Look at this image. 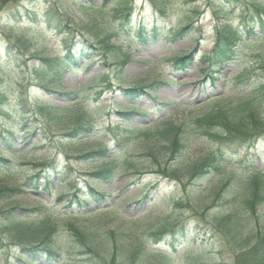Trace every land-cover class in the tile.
Masks as SVG:
<instances>
[{
    "label": "rangeland",
    "instance_id": "374dc122",
    "mask_svg": "<svg viewBox=\"0 0 264 264\" xmlns=\"http://www.w3.org/2000/svg\"><path fill=\"white\" fill-rule=\"evenodd\" d=\"M135 1L137 10L132 14L130 22L135 33L141 26L149 31L153 24L149 19L151 18L157 21L162 33L173 35L176 27L185 24L181 20L184 14L190 15L191 20H194L195 31L176 42L172 41V38L162 36L150 41L147 46H138L130 43V40H134L135 33L114 36V25L110 24L109 17L117 14L118 9L112 5L102 9L100 0L93 3V9L85 8L81 3L84 0H7L5 4L0 3V111L6 114L0 117V131L11 126L12 122L17 129L14 131L17 139L12 143L13 153L17 154L12 158L16 168L9 176V181H22L25 177L33 175L34 167L41 164L52 161L64 164L66 154L96 151L104 146L102 137L111 149L116 148L117 143L125 145L138 160H142V148L153 144L156 132L171 125L174 128L194 127L195 121L213 110L236 104L240 96L234 88V79L244 72H259L264 69V38L247 40V36H244L236 43V47H240L236 64L223 65L221 73L215 75L214 83L203 73L209 65L202 60L203 55L210 56L218 43L217 28L225 24L230 25L232 29L237 28L241 23L242 14H235L227 19L222 16L217 18L204 0H172L161 12L154 11L148 0ZM16 5H22V12L23 9L34 5L38 15H42L46 8L58 5L62 16L67 19L64 22L69 31L66 42L64 43L62 36L48 30L44 24L29 22L26 18L13 25L14 28H10L12 23H8L5 12ZM143 7L147 9L145 13ZM256 35L259 36L258 30ZM81 45H84V48L86 46L88 56L79 59L76 68L65 69L58 84L37 80L41 58L48 57L52 61L64 59L67 47H78V51ZM88 46L96 50L95 55H89L92 49L89 50ZM6 48L10 49L7 51ZM190 53L195 54L189 70L176 71L173 59ZM43 88L50 92L44 91ZM135 88H143L149 95L145 94L131 101L121 91ZM246 92L243 90L240 93L243 95ZM4 96L8 98V106L7 100L2 101ZM20 97L22 104L18 105ZM216 97L217 100H214ZM134 106L138 113L147 115V118L134 116L130 117V120H122L117 116L118 109L122 112H132ZM71 108L77 113V121L78 118L83 123L90 121L100 136L98 139L92 138L83 142L74 150L58 142L70 130L68 118L52 116L57 110ZM23 113H28L30 117L25 130L21 128L23 116L20 115ZM261 114L264 115V103ZM26 132L27 134H24ZM34 133L36 136L32 137ZM190 140L187 152L174 165L175 169L208 161L215 151V146L205 137ZM38 146L43 148H36ZM245 153L239 154V158L232 157L227 160L237 170L235 173L244 174L252 165L264 172V138ZM0 158L11 159L2 153ZM71 165L76 172L77 184L82 188V191L78 190L77 195L86 197L81 208L74 205L67 210V201L74 191L63 192L59 190V186L63 187L64 184L54 182L48 186V192L28 188L22 196L0 203V220L2 215L13 207L35 208L44 205L49 207L50 213L48 217L41 218L42 221L63 226L69 214L84 220L102 219L106 223V231L113 233L109 235L111 239H120L127 244L142 247L139 250H154L166 257L144 254L140 256L137 251L127 258H118L116 264H167V261L171 264H234L233 255L236 248L232 243L222 242L220 237L213 234V230L207 231L204 247L200 242H192L189 238L179 240L174 239L171 234H166L163 239L157 240L151 234V229L157 224L169 226V221L165 222L164 219L174 215L172 204L169 202L172 197L181 198L184 203L179 210L178 223L194 226L200 224L202 227L210 222L205 212L196 209V201L193 207L185 201L186 194H189L192 188L190 181L186 180L183 186L178 187L175 182H168L151 174H145L140 179L135 176H119L112 184L97 183L101 185L97 193L104 196L105 201L99 200L96 203L87 197L90 195L89 189L96 191L98 186L90 183L87 188L84 181L89 179L88 174L97 171L99 167L82 166L73 160ZM226 173H231V168H227ZM1 179L4 180L5 176H1ZM214 179L215 177L207 179L202 185H215L217 182ZM153 186H158L160 194L154 195L151 201H143L145 194L150 192ZM61 196L64 198L59 201L58 197ZM197 196L193 198L196 200ZM20 214V211L16 212V216L20 217ZM261 214L264 224V209ZM3 229L1 226L0 234ZM58 236L59 243L65 246L66 239H69L68 233L59 231ZM4 244L5 249L0 251V264H23L15 254H22L21 250L8 239ZM187 253L191 256L199 253L201 260L186 259Z\"/></svg>",
    "mask_w": 264,
    "mask_h": 264
},
{
    "label": "trees",
    "instance_id": "16d2710c",
    "mask_svg": "<svg viewBox=\"0 0 264 264\" xmlns=\"http://www.w3.org/2000/svg\"><path fill=\"white\" fill-rule=\"evenodd\" d=\"M95 1L98 0H84L81 3L85 8L93 9ZM100 1H102V9L108 5L118 9L117 14H112L109 17L110 24L114 25V36H127L135 33L130 24L132 14L137 10L135 0ZM148 1L154 11L161 12L172 0ZM6 2L7 0H0L1 4ZM204 2H207V6L213 9L214 16L217 18L222 16V18L227 19L229 16L242 14L241 23L237 28L232 29L228 24L217 28L218 43L214 52L210 56L203 55L202 60L209 64L203 73H206L207 78L210 79L211 83H214L215 75L221 73L223 65L236 64L239 59L240 47H236L238 40H242L244 36H247V40L264 38V0H204ZM21 6L16 5L8 8L5 12L8 23H12L10 28H14L13 25L26 18L29 22L44 24L48 30L59 34L64 43L66 42L69 31L64 22L67 19L62 16L58 5L46 8L42 15L37 14L34 5L23 9V12L20 9ZM146 10V7H143L144 13ZM149 19L153 22L151 29L147 31L143 26L139 27L134 40H130L131 44L147 46L150 41H155L162 36L172 38V41L176 42L195 31L193 29L194 20H191L188 14L181 17L185 24L176 27V32L173 35L162 33L157 21ZM256 30L259 31V36L256 35ZM13 47L16 48V46ZM77 48L67 47L64 59L52 61L48 57L41 58L42 64L39 65L37 80L42 83L55 82L58 84L65 69L76 68L79 59L88 56L86 46L84 48V45H81L78 51ZM6 49L8 51L10 48ZM88 49H92L89 55L96 54L93 47L90 46ZM18 52L21 53L20 49ZM194 54L190 53L187 56L174 58L175 70L180 72L189 70L190 65L194 62ZM212 68L217 70H211ZM263 70L259 72L258 70L247 71L234 79V88L237 95L240 96H237L240 99L236 104L213 110L207 116L195 121L194 127L174 128L171 125L167 129L156 132L153 144L142 148V160H138L125 145L117 143L116 148L111 149L102 137L101 142L104 145L102 148L89 153L66 154L64 164L52 161L38 165L34 167L33 175L25 177L18 183L12 182L9 181L11 180L9 176L16 168L12 158L17 155L13 153L14 148L12 146V143L17 139L14 132L17 129L12 122L11 126L0 131V153L11 158H0V177L5 176L4 180H0V203L22 196L28 188L34 191L48 192L50 184L59 182L64 184L63 187L59 186V190L63 192L74 191L67 201L66 209L70 210L74 205L81 208L86 197L81 198L77 195L78 190L82 191V188L79 187L77 179H75L76 172L71 167V160L82 166L95 165L99 167L97 171L88 174L89 179L84 181L87 188H89L90 183L98 186L96 191L89 189L90 195L87 197L92 198L96 203L99 200L105 201V197L97 193V190L101 188V185L97 183L112 184L119 176L124 178L135 176L140 179L145 174H151L166 179L168 182H175L178 187L183 186L188 180L192 188L189 194L187 193L185 196L186 203L193 207L195 206L193 203L196 201V209L199 212H205L210 222L202 227L200 224L194 226L178 223L179 210L184 203H182L181 198L172 197L169 202L172 204L174 215H169L164 219L165 222L169 221L167 223L169 226L162 223L155 225L151 229L153 237L161 240L166 234H171L174 239L185 240L189 238L192 242H200L201 246L204 247L207 231L213 230V234L220 237L222 242L225 244L232 243L236 248L233 255L234 264H264V224L261 218V211L264 209V172L252 165L248 172L237 174L235 173L237 170L227 161L232 157L239 158V154L249 151L264 138V115L261 114L264 103ZM43 90L50 92L46 88ZM243 90L247 92L241 95L240 92ZM121 91L131 101H135L145 94L149 95L147 90L143 88ZM21 98H19L18 105L22 104ZM2 99V101H8L5 96ZM214 100H217V97ZM6 103L8 106L9 101ZM132 110V112H122L118 109L116 114L122 120H130V117L134 116L147 118V115L138 113L135 106ZM76 114L74 108L57 110V113H52L55 118H68L70 130L58 142L72 148V150L81 146L85 141L100 138L92 123L90 121L83 123L79 118L77 121ZM5 115L0 111V117ZM20 116H23L21 117L23 124L21 128L25 130L30 117H28V113H23ZM31 136L36 135L34 133ZM204 137L215 146V151L210 155L208 161L175 169L174 165L187 152L191 142L190 138L200 140ZM36 148L42 149L43 146ZM227 168H231V173H226ZM212 177H215L214 181L217 182L215 185L210 184L208 187L202 185L203 181ZM159 194L158 186H153L150 192L145 194L143 201L147 199L151 201L154 195ZM195 195H198L196 200L193 198ZM58 198L60 201L64 197ZM17 211H20V217L16 216ZM49 213V207L44 205L35 208L13 207L5 212L4 216L2 215L3 221L0 220L2 223L0 227L3 226L4 228L2 235L0 234V251L5 249L4 242L8 239L11 244L21 250L22 254L19 252L15 254L18 261L23 264H39L41 262L44 264H116L118 258L120 260L127 258L137 251L140 252V256L144 254L166 258L154 250L145 248L139 250L142 247L127 244L120 239L114 240L112 238V240L109 235L111 236L113 233L106 231L107 226L102 219L97 221L84 220L69 214L67 215L69 217L63 222L65 225H53L49 221H42L43 219H41L48 217ZM167 227L171 229H166ZM60 228L63 229L60 230ZM59 231L69 235L65 246L59 243ZM168 231L171 232L168 233ZM200 256L199 253L196 256L187 253L186 259L200 261ZM166 263L171 264L170 261Z\"/></svg>",
    "mask_w": 264,
    "mask_h": 264
}]
</instances>
